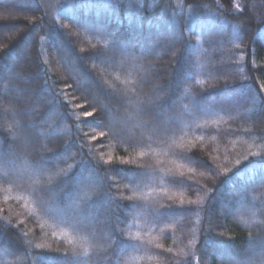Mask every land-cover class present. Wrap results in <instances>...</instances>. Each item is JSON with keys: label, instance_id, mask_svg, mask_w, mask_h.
I'll return each instance as SVG.
<instances>
[{"label": "trees", "instance_id": "1", "mask_svg": "<svg viewBox=\"0 0 264 264\" xmlns=\"http://www.w3.org/2000/svg\"><path fill=\"white\" fill-rule=\"evenodd\" d=\"M0 264H264V0H0Z\"/></svg>", "mask_w": 264, "mask_h": 264}, {"label": "rangeland", "instance_id": "2", "mask_svg": "<svg viewBox=\"0 0 264 264\" xmlns=\"http://www.w3.org/2000/svg\"><path fill=\"white\" fill-rule=\"evenodd\" d=\"M216 1H218V0H216ZM10 34H11V30H10V32H8V33H6V34H3V35L1 36V39H7V38H9Z\"/></svg>", "mask_w": 264, "mask_h": 264}, {"label": "snow or ice", "instance_id": "3", "mask_svg": "<svg viewBox=\"0 0 264 264\" xmlns=\"http://www.w3.org/2000/svg\"><path fill=\"white\" fill-rule=\"evenodd\" d=\"M85 116H86V117H91V116H93V113H92V112H86V113H85Z\"/></svg>", "mask_w": 264, "mask_h": 264}]
</instances>
